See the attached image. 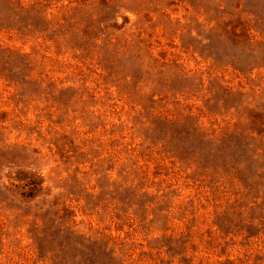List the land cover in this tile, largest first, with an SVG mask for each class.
Here are the masks:
<instances>
[{"label": "rangeland", "instance_id": "obj_1", "mask_svg": "<svg viewBox=\"0 0 264 264\" xmlns=\"http://www.w3.org/2000/svg\"><path fill=\"white\" fill-rule=\"evenodd\" d=\"M0 264H264V0H0Z\"/></svg>", "mask_w": 264, "mask_h": 264}]
</instances>
